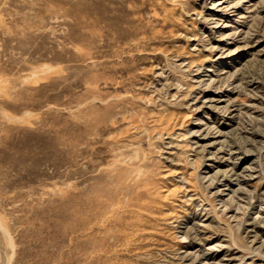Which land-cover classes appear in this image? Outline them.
Here are the masks:
<instances>
[{
    "label": "rangeland",
    "instance_id": "374dc122",
    "mask_svg": "<svg viewBox=\"0 0 264 264\" xmlns=\"http://www.w3.org/2000/svg\"><path fill=\"white\" fill-rule=\"evenodd\" d=\"M0 264H264V0H0Z\"/></svg>",
    "mask_w": 264,
    "mask_h": 264
}]
</instances>
